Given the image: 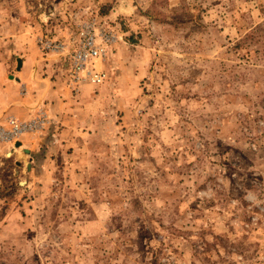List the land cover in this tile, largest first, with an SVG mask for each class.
<instances>
[{
	"label": "rangeland",
	"instance_id": "374dc122",
	"mask_svg": "<svg viewBox=\"0 0 264 264\" xmlns=\"http://www.w3.org/2000/svg\"><path fill=\"white\" fill-rule=\"evenodd\" d=\"M93 20L69 164L0 144V264H264V0H0V71Z\"/></svg>",
	"mask_w": 264,
	"mask_h": 264
},
{
	"label": "crops",
	"instance_id": "0c3cea01",
	"mask_svg": "<svg viewBox=\"0 0 264 264\" xmlns=\"http://www.w3.org/2000/svg\"><path fill=\"white\" fill-rule=\"evenodd\" d=\"M22 51L16 58L14 71L10 62L2 64L0 127H7V119L11 117L28 122L45 116L47 124L36 133L23 135L15 143L0 144L15 147V153L18 149L24 150L25 159L18 156L21 162L17 165L26 163L28 174L48 177L55 172L57 164H69V152L75 147L77 137L82 135L80 131L86 128L77 118L80 114L87 117V111L83 109L87 100H78L81 92L99 85L87 83L79 92H74L68 85L70 65L65 57L45 54L36 47H24ZM18 58L22 63L20 69ZM18 142L20 147H16ZM2 149L0 146V156Z\"/></svg>",
	"mask_w": 264,
	"mask_h": 264
},
{
	"label": "built area",
	"instance_id": "2783aa9c",
	"mask_svg": "<svg viewBox=\"0 0 264 264\" xmlns=\"http://www.w3.org/2000/svg\"><path fill=\"white\" fill-rule=\"evenodd\" d=\"M115 40L112 31L104 25L97 27V21L93 20L79 25L76 36L68 43L41 37L39 47L45 54L63 56L68 60V85L74 92H79L87 83L101 85L106 82L108 76L102 65ZM46 124L45 116L28 122L8 118L7 127H0V143H15L23 135L36 133Z\"/></svg>",
	"mask_w": 264,
	"mask_h": 264
},
{
	"label": "water",
	"instance_id": "95a60500",
	"mask_svg": "<svg viewBox=\"0 0 264 264\" xmlns=\"http://www.w3.org/2000/svg\"><path fill=\"white\" fill-rule=\"evenodd\" d=\"M17 64H18V69H20L21 64H22L20 58L17 59ZM20 146H21V143H19V142L16 143V147H20Z\"/></svg>",
	"mask_w": 264,
	"mask_h": 264
}]
</instances>
